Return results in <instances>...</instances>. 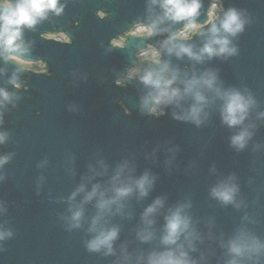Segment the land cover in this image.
<instances>
[{
  "label": "water",
  "instance_id": "obj_1",
  "mask_svg": "<svg viewBox=\"0 0 264 264\" xmlns=\"http://www.w3.org/2000/svg\"><path fill=\"white\" fill-rule=\"evenodd\" d=\"M210 1L201 0L200 24L206 25ZM62 2V15L49 14L23 35L29 52L22 59L46 61L50 77L0 58V87L15 93L12 102L0 108V132L8 133L0 156L11 157L0 166V230L12 232L0 241V264H136L139 257L162 250L163 215L178 205L186 206L200 237L194 241L196 251L189 253L198 264H226L230 257L222 244L240 228L264 242V117L259 115L264 112V0H218L225 9L241 11L249 22L233 39L236 55L202 63L163 51L170 32L130 36L122 48L109 45L112 37L160 13L158 7L149 13L150 0ZM161 27L176 32L183 24L165 22ZM48 31H64L72 44L41 36ZM204 39L203 33H191L188 42L198 50ZM147 43L162 52L161 61L169 70L178 69L181 79L193 70L197 75L214 70L222 88L251 93L256 105L245 124L254 127L243 150L231 146L230 138L240 128L222 123L218 103L205 109L207 118L197 125L173 117L174 112L183 115L191 99H185L182 108L169 105L157 116L142 108V97L150 89L138 76L125 78L123 87L114 85L115 78L124 77L125 68L135 64L134 52ZM147 70L164 71L153 63L144 65L140 74ZM21 77L25 88L14 89L9 81ZM100 161L107 165L103 177L93 171L100 170ZM125 163L135 177L147 172L154 178L153 187L143 198L134 193L121 214L107 218L119 228L114 254L89 252L85 242L93 235L87 229L97 213L96 201L84 204L82 226L70 229L68 197L81 183L89 190L94 183L106 185ZM86 177H93L91 183ZM229 177L238 187L239 208L211 195L212 188ZM157 198L164 200V208L155 216L154 236L141 242V215ZM259 264H264V255Z\"/></svg>",
  "mask_w": 264,
  "mask_h": 264
},
{
  "label": "clouds",
  "instance_id": "obj_2",
  "mask_svg": "<svg viewBox=\"0 0 264 264\" xmlns=\"http://www.w3.org/2000/svg\"><path fill=\"white\" fill-rule=\"evenodd\" d=\"M66 3L62 0H0V58L6 62L20 63L28 54L29 47L23 39L25 29H34L42 21L48 19L49 14L60 16L63 14ZM158 7L159 14L150 17L148 22H137L132 35L145 34L152 36L157 33L170 32L163 41L161 48L168 55L177 58L187 56L189 60L202 63L213 58L227 59L238 53V48L233 44V39L245 30L249 22L244 14L236 8L225 9L222 4L211 5L206 25H200L197 18L201 14V0H150L148 11ZM165 22L183 24V29L171 32L168 28H162ZM191 33H203L205 39L198 50H194L191 43ZM161 51L154 50L155 63L164 71L147 70L140 74L139 69L129 71V79L138 76L140 82L150 90L142 97L143 109L147 114L163 115V109L169 105L182 108L185 99H191L192 103L187 109H182L183 115L173 113L175 119L191 121L199 125L202 117L207 118L205 109L212 103H218L222 123L229 128L240 130L231 136V146L238 151L247 145L252 133V124H245L250 116L251 109L256 105V100L245 89L244 92L236 88L224 89L218 83V76L214 70H206L199 75L193 70L189 77L180 78L179 70H169V65L161 61ZM188 66L185 65V72ZM14 87L19 88L15 78L9 81ZM121 83V81H117ZM182 87L176 86L177 84ZM15 93L0 87V108L11 103ZM264 117V112L259 114ZM2 119V113H0ZM8 139L7 132H0V144ZM9 155L0 156V166L10 160ZM100 170L93 169L96 176L107 175V165L99 162ZM3 179V177H0ZM93 177H86L85 181L91 183ZM232 177L223 181L211 190V195L227 205L236 204L238 187L231 183ZM154 178H150L145 172L139 177L132 175V170L127 163L117 166L114 173L108 178L106 185L94 183L89 190L86 183H81L68 197L69 216L66 217L70 229H78L84 220V204L95 199L97 213L92 217L88 232L92 238L85 242L89 252H100L104 255L114 254V242L118 239L119 228L108 223V217L121 214L126 207V201L134 193L140 198L146 197L153 187ZM83 194L82 200L74 203L76 197ZM185 205L169 208L163 215V226L160 236V251L150 252L147 257H139L136 264H198L189 255L196 251L194 241L200 239L192 226L191 217L185 212ZM115 208V212H113ZM164 208V200L155 199L148 205L142 215L143 227L138 230L137 236L141 242L150 241L153 236V226L156 223L155 216ZM0 211H3L0 208ZM2 227V226H0ZM12 236L11 231L0 230V241ZM226 248L230 259L226 264H259L260 257L264 255V242L252 235L244 228L238 229L233 236L222 244ZM128 260L129 257H125ZM117 264H120L118 261Z\"/></svg>",
  "mask_w": 264,
  "mask_h": 264
}]
</instances>
